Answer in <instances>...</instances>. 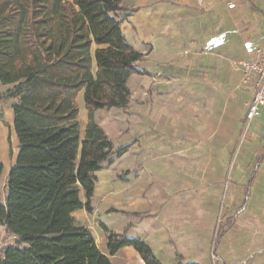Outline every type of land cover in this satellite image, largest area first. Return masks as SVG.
<instances>
[{"label": "trees", "instance_id": "trees-1", "mask_svg": "<svg viewBox=\"0 0 264 264\" xmlns=\"http://www.w3.org/2000/svg\"><path fill=\"white\" fill-rule=\"evenodd\" d=\"M123 1L0 0V84L11 86L4 96L15 101L19 141L0 198V226L15 242L2 249L0 264H112L73 214H92L96 173L129 150L114 149L97 112L127 111L129 79L148 75L145 55L123 33L132 14ZM103 231L110 256L131 247L144 264H161L141 237Z\"/></svg>", "mask_w": 264, "mask_h": 264}, {"label": "rangeland", "instance_id": "rangeland-1", "mask_svg": "<svg viewBox=\"0 0 264 264\" xmlns=\"http://www.w3.org/2000/svg\"><path fill=\"white\" fill-rule=\"evenodd\" d=\"M206 24L205 31L211 30L215 38H221L209 45L220 49L224 64L209 63L202 73L192 71L188 77L192 86L185 84L188 79L183 73L176 74L170 90L159 88L157 91L158 102L177 99L182 107L187 101H194L201 122L197 123L196 130L204 123L222 124L224 138L201 143L189 141L191 138L185 135L186 119L182 121L186 123L178 128L179 136L169 126L167 129L161 127L158 132L151 129L144 132L143 128L136 127L135 135L128 130L130 134L126 137L121 135L119 128L107 124L108 111L112 110H105L99 124L109 131L114 149L129 143L131 150L124 158H114L106 167L114 171L131 170L132 179L141 175L130 190L140 203L125 212L119 206L115 207L112 200L104 204L103 200L95 199L96 216L92 220L129 238L139 235L161 264H177L179 260L182 264H264V108L260 118L250 124L247 120L242 122L249 97L242 93L244 91L237 83L235 64L240 56L229 57L226 48L230 37L237 41L233 34L235 26L227 21L218 26H212V21ZM256 26L264 28V23ZM188 30L190 33L196 31L191 37L204 36L195 27ZM236 86L237 89L231 91ZM190 87L192 91H189ZM9 88L0 84V161L4 164L0 198L3 202L5 181L10 172L8 165L19 147L12 127L14 112L11 105L15 101L4 96ZM147 96L145 102L150 98ZM82 97L78 99V105L81 101L84 109ZM184 109L186 107L180 110L183 114L187 110ZM118 110L111 116L124 112ZM79 122L83 137L84 115L80 114ZM222 146L229 150L222 152L218 149ZM126 175L123 172L122 176ZM150 175L152 184L148 181ZM108 197L113 196L109 194ZM177 198L180 200L176 202ZM144 201L156 203L154 214L149 212ZM129 215L136 218L134 224L127 222ZM92 220L91 227L94 226ZM80 221H83L82 217ZM98 229L104 237L103 229ZM14 242L6 228L0 226V252Z\"/></svg>", "mask_w": 264, "mask_h": 264}, {"label": "crops", "instance_id": "crops-1", "mask_svg": "<svg viewBox=\"0 0 264 264\" xmlns=\"http://www.w3.org/2000/svg\"><path fill=\"white\" fill-rule=\"evenodd\" d=\"M229 3H234L236 7L230 9ZM123 5L132 11L129 20L123 25V33L129 44L135 50L145 55L144 61L141 63L143 66H140L141 69L147 71L148 75L131 76L128 87L132 96L128 110L126 112L123 110L122 114L120 112H117L118 114L114 113V116H111L112 112L114 110L117 111L119 108L98 111L96 114L98 124L103 112L105 110H112L111 112L108 111L109 118H107V124L112 125V128H119L121 135H125L126 137H129L130 134H128V130L135 135L134 128L136 127L143 128L144 132L149 131V129L158 132L161 127L167 129L171 126L172 130L178 135L180 133L178 128L182 123L187 122L188 129L185 135L191 138L189 141L201 143L215 138H224V125L222 124L211 126V124L206 125L204 123L199 130H196L195 127H198L197 123L200 121L198 118V108L194 101H187L182 107L179 106L181 102L177 99L173 100L171 98L169 101L160 100L158 102L160 98L157 91L159 88L170 90L173 87L171 80L174 81V76L180 74V72L183 73L184 78L188 79L192 71L199 70L202 73V71L206 70L209 63H215L216 66L224 64V57L221 56L220 49L218 47L215 48L216 45H209L213 40L219 41L221 38H215L213 32H210L211 30H204L207 22L212 21V26H218L224 21L233 23L235 26L233 34L237 41L231 37L229 38V44L226 45L228 49L227 55L229 57L233 54L234 56L236 54L240 56L237 62L250 59L258 47L264 45V28L256 26V24L264 23V0H124ZM190 27H195L204 36L201 38L191 37L196 31H192L191 34L188 30ZM202 44L204 45L202 46ZM196 48H199L201 51L196 50ZM235 73L237 83L239 84L242 77L237 69ZM192 83L190 79H188V82H185V84H190L189 86H192ZM236 89L237 86L231 91ZM189 91H192L191 87ZM243 91L242 93L249 97V103L252 99V94L247 90ZM146 96H150V98H147L145 102ZM80 102L81 115H84L86 128L87 111L85 108L83 109ZM184 107L187 110L184 109L186 112L183 114L180 110ZM183 119H186V122H182ZM243 120L242 122L244 123L245 116ZM100 126L104 128L110 137L109 131L105 129V126H102L101 123ZM125 146H129V143ZM218 149L222 152L229 150L227 146H222ZM18 150L14 151V156L10 159L8 165L9 168L15 164ZM130 151L129 147L128 153H131ZM125 155L119 159L124 158ZM123 172L127 175L122 176ZM140 176L136 175L132 179L131 170L114 171L106 167L105 170L96 173L98 182L95 187L93 200H103L104 204L112 200L115 203V207L119 206L118 208L122 209L121 211L131 210L129 208H134L140 203L134 198L135 195L130 193L136 186L135 183L139 182L136 179ZM151 178L153 177L150 175L148 181L152 184ZM216 178L220 179L218 176ZM140 190L142 191V187ZM109 194L113 196L111 199L108 197ZM81 196L82 200L86 202L83 192H81ZM179 200L177 198L176 202ZM144 203L149 212L154 214L156 210L153 207L156 206V203L154 201H152V204L146 201ZM93 212L90 214L82 209L74 213L73 216L75 218V225L86 227L91 231L99 251L106 256L108 255L112 264H116L114 261L117 264H144L139 253L131 247L122 248L117 255H109L106 247V235L104 233L103 237L98 229L99 227L103 229V225L108 228L109 226L105 224L101 226L95 222L96 220H92L96 216V211ZM78 215L83 218V221H80L81 217H78ZM128 217L127 222L134 224L133 222L136 221V218L133 215H129ZM91 220L94 221V226L92 227L89 225V223L91 224ZM138 237L140 236L138 235Z\"/></svg>", "mask_w": 264, "mask_h": 264}, {"label": "built area", "instance_id": "built-area-1", "mask_svg": "<svg viewBox=\"0 0 264 264\" xmlns=\"http://www.w3.org/2000/svg\"><path fill=\"white\" fill-rule=\"evenodd\" d=\"M228 6L230 9L236 7L234 3H229ZM235 65L242 77L239 87L252 94L245 115V120L250 124L256 118H260L264 108V45L258 47L250 59Z\"/></svg>", "mask_w": 264, "mask_h": 264}]
</instances>
